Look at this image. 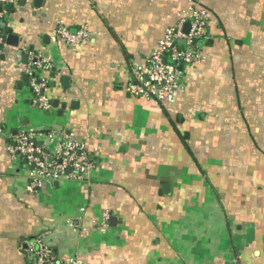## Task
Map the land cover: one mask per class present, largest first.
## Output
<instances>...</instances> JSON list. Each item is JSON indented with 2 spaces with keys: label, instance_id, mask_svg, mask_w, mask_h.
Segmentation results:
<instances>
[{
  "label": "crops",
  "instance_id": "1",
  "mask_svg": "<svg viewBox=\"0 0 264 264\" xmlns=\"http://www.w3.org/2000/svg\"><path fill=\"white\" fill-rule=\"evenodd\" d=\"M33 3L10 9L17 46L0 48V264H31L40 235L60 264H264V0ZM194 4L207 36L185 90L170 105L130 97L131 70ZM58 24L86 44L57 39ZM24 48L52 65L49 111L25 91ZM23 129L84 144L90 179L29 193L5 149Z\"/></svg>",
  "mask_w": 264,
  "mask_h": 264
},
{
  "label": "built area",
  "instance_id": "2",
  "mask_svg": "<svg viewBox=\"0 0 264 264\" xmlns=\"http://www.w3.org/2000/svg\"><path fill=\"white\" fill-rule=\"evenodd\" d=\"M20 0H0V47L5 46L1 32V23L7 19L10 10ZM206 11L195 4L187 16L181 17L174 26L167 28L159 40L157 48L141 65L134 66L126 84V92L133 98H144L159 104L170 105L186 87V68L202 62L201 48L207 36ZM189 25L188 33L183 32L184 25ZM55 36L68 46L82 47L88 40V32L81 28L71 32L62 24L55 29ZM183 40L182 45L179 41ZM26 56L25 73L28 76L27 87L31 93L30 103L42 110H51L47 98V82L40 74L52 67L44 57L27 48L16 49L12 57L19 59ZM6 153L10 160L19 162L27 170L26 190L36 193L44 184H51L63 177L71 180H89L94 168V159L88 154L84 144L63 135L50 132L37 134L31 129H23L6 143ZM108 217H105L107 219ZM31 264H60L46 235L35 238L28 252ZM68 264H81L72 259Z\"/></svg>",
  "mask_w": 264,
  "mask_h": 264
},
{
  "label": "water",
  "instance_id": "3",
  "mask_svg": "<svg viewBox=\"0 0 264 264\" xmlns=\"http://www.w3.org/2000/svg\"><path fill=\"white\" fill-rule=\"evenodd\" d=\"M41 0H34V3H33V6L35 7V8H38V3L40 2ZM23 3V2H22ZM1 28H2V35H3V37H4V40H5V44L6 45H8V46H11V47H16L17 46V37L15 36V35H13V34H11V33H9V34H7L6 35V31H5V23L4 22H2L1 23ZM188 30H189V25L188 24H185L184 25V28H183V32L185 33V34H187L188 33ZM179 43H181L182 45L184 44V41L183 40H181V41H179ZM2 47V46H1ZM0 47V48H1ZM26 60V56H22L21 57V61L22 62H24ZM26 78V77H25ZM66 83H67V79L66 78H64V79H62V84H63V86H66ZM53 104H54V106L56 107V106H58V101H53ZM168 189V186L167 185H164L163 187H162V190H163V192H164V194H166L167 192H166V190ZM111 222L113 221V219H111L110 220Z\"/></svg>",
  "mask_w": 264,
  "mask_h": 264
},
{
  "label": "rangeland",
  "instance_id": "4",
  "mask_svg": "<svg viewBox=\"0 0 264 264\" xmlns=\"http://www.w3.org/2000/svg\"><path fill=\"white\" fill-rule=\"evenodd\" d=\"M26 93H28V95H30V91L28 88L25 89Z\"/></svg>",
  "mask_w": 264,
  "mask_h": 264
},
{
  "label": "trees",
  "instance_id": "5",
  "mask_svg": "<svg viewBox=\"0 0 264 264\" xmlns=\"http://www.w3.org/2000/svg\"><path fill=\"white\" fill-rule=\"evenodd\" d=\"M10 9L8 8V11H9ZM3 30H2V28H1V32H2Z\"/></svg>",
  "mask_w": 264,
  "mask_h": 264
}]
</instances>
